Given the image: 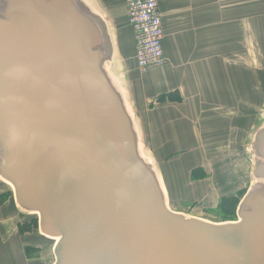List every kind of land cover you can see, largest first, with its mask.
Instances as JSON below:
<instances>
[{
    "label": "water",
    "instance_id": "1",
    "mask_svg": "<svg viewBox=\"0 0 264 264\" xmlns=\"http://www.w3.org/2000/svg\"><path fill=\"white\" fill-rule=\"evenodd\" d=\"M68 14L83 30L67 0H0V177L59 239L53 264H264V171L243 222L172 211Z\"/></svg>",
    "mask_w": 264,
    "mask_h": 264
},
{
    "label": "crops",
    "instance_id": "2",
    "mask_svg": "<svg viewBox=\"0 0 264 264\" xmlns=\"http://www.w3.org/2000/svg\"><path fill=\"white\" fill-rule=\"evenodd\" d=\"M67 2L92 37L68 14L69 30L90 40L170 206L218 208L223 196L248 192L264 171L256 175L264 164V0H159L166 63L147 72L137 67L126 0ZM174 90L182 101L158 102ZM2 195L0 264H53L54 244L38 229L22 232L29 218L0 177Z\"/></svg>",
    "mask_w": 264,
    "mask_h": 264
},
{
    "label": "built area",
    "instance_id": "3",
    "mask_svg": "<svg viewBox=\"0 0 264 264\" xmlns=\"http://www.w3.org/2000/svg\"><path fill=\"white\" fill-rule=\"evenodd\" d=\"M128 22L134 30L140 72L165 65L162 13L159 0H126Z\"/></svg>",
    "mask_w": 264,
    "mask_h": 264
},
{
    "label": "trees",
    "instance_id": "4",
    "mask_svg": "<svg viewBox=\"0 0 264 264\" xmlns=\"http://www.w3.org/2000/svg\"><path fill=\"white\" fill-rule=\"evenodd\" d=\"M165 101H182L180 92L178 90L170 91L167 93H162L158 97V102H165ZM247 188L239 190L234 195H225L221 198L218 210L223 214V219L225 220H235L237 218V207L246 193ZM5 201V196H0V204ZM22 232L32 231L34 229H38V219L35 216L33 219L29 220L28 222L21 224ZM27 254L29 256L32 255L34 249L28 247Z\"/></svg>",
    "mask_w": 264,
    "mask_h": 264
},
{
    "label": "rangeland",
    "instance_id": "5",
    "mask_svg": "<svg viewBox=\"0 0 264 264\" xmlns=\"http://www.w3.org/2000/svg\"><path fill=\"white\" fill-rule=\"evenodd\" d=\"M128 24H129V22H128ZM162 26H163V24H162ZM162 199L164 200V202H166V205H167V199L164 196H162ZM168 206H169V208L172 211L182 213L185 218H189L190 216H193V217H198L200 220L203 219V220H206V221H209V222H214V223H224L225 222V223H227L226 222L227 220L223 219V214L218 210V208H215V207L202 208L203 205L198 206V205H193V204L189 205L188 204V205H185L186 210H187V212H186V211H182V210L176 211V209L174 208V205L170 206L169 203H168ZM250 209L251 208H249V210ZM262 209L264 210V206H263V208H258L257 210L261 211ZM237 210H238V207H237ZM24 213H25V211H24ZM25 214H27L29 220L33 219L36 216L35 214H29L27 212ZM262 216H264V215L262 214ZM243 221H244V219L242 220V218L238 214V218H236L235 222H233V223H240V222H243ZM48 240L49 241H48V243L46 242V244H47V247L50 248L56 242V240L55 239H52V240L48 239ZM54 260H55V256L53 255V261Z\"/></svg>",
    "mask_w": 264,
    "mask_h": 264
},
{
    "label": "bare ground",
    "instance_id": "6",
    "mask_svg": "<svg viewBox=\"0 0 264 264\" xmlns=\"http://www.w3.org/2000/svg\"><path fill=\"white\" fill-rule=\"evenodd\" d=\"M33 214H35V213H33ZM36 215V214H35ZM37 216V215H36ZM38 230H39V227H38ZM56 240H59L58 238L56 239Z\"/></svg>",
    "mask_w": 264,
    "mask_h": 264
}]
</instances>
